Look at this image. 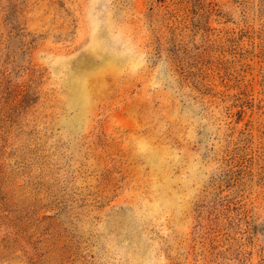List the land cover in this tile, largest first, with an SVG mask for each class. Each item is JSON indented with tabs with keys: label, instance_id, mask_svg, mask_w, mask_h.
I'll return each mask as SVG.
<instances>
[{
	"label": "rangeland",
	"instance_id": "1",
	"mask_svg": "<svg viewBox=\"0 0 264 264\" xmlns=\"http://www.w3.org/2000/svg\"><path fill=\"white\" fill-rule=\"evenodd\" d=\"M264 0H0V264H264Z\"/></svg>",
	"mask_w": 264,
	"mask_h": 264
},
{
	"label": "trees",
	"instance_id": "2",
	"mask_svg": "<svg viewBox=\"0 0 264 264\" xmlns=\"http://www.w3.org/2000/svg\"><path fill=\"white\" fill-rule=\"evenodd\" d=\"M262 226L264 227V224ZM263 233H264V229H263Z\"/></svg>",
	"mask_w": 264,
	"mask_h": 264
}]
</instances>
